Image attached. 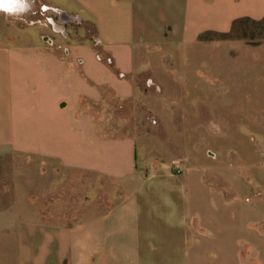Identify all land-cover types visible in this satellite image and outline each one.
Masks as SVG:
<instances>
[{"label": "crops", "instance_id": "obj_1", "mask_svg": "<svg viewBox=\"0 0 264 264\" xmlns=\"http://www.w3.org/2000/svg\"><path fill=\"white\" fill-rule=\"evenodd\" d=\"M28 3L22 26L0 11V264H264V135L217 152L203 142L238 136L200 127L229 109L264 130V41L231 35L264 0ZM178 123L165 171L140 165L137 126Z\"/></svg>", "mask_w": 264, "mask_h": 264}, {"label": "rangeland", "instance_id": "obj_2", "mask_svg": "<svg viewBox=\"0 0 264 264\" xmlns=\"http://www.w3.org/2000/svg\"><path fill=\"white\" fill-rule=\"evenodd\" d=\"M26 14L25 17H29L31 18L32 15ZM38 15V16H37ZM34 15V17H38L39 19H43L44 16L42 17L41 15L37 14ZM47 15V14H46ZM14 21L18 23V25L22 26L25 25L27 23V21H23L20 20L19 18L16 19V16H13ZM11 16L9 17V19H13ZM27 18V19H29ZM36 18V19H38ZM26 19V18H25ZM26 19V20H27ZM262 24H263V28L260 29L259 31L255 30V23L252 21H247V22H242V23H238L236 25L235 30H233L232 34L233 35H238V36H242L245 35L246 40H248L250 37L253 36V40H256L257 43L264 41V20H262ZM32 28L31 26H26V27H22L20 29L21 34H25L24 32L29 33L30 35H32ZM67 29H70L71 34H68L70 36L72 35H77V24H70L69 27ZM2 30H0L1 32ZM8 31V30H7ZM24 31V32H23ZM91 32V30H89ZM2 34V33H1ZM22 34V35H23ZM264 62V61H263ZM203 66L205 65V69L207 71L206 74H204L202 80L204 81V85L209 87L207 92L204 93V96L206 98L207 101H210L211 103L214 102L215 99V93L213 90V87L218 85V81L215 80L209 73L208 71L211 70V67L209 66V61L205 60L204 62H202ZM264 65V63L262 64ZM255 70L258 71V65H256ZM261 69V68H260ZM254 70V72H255ZM247 71V70H245ZM193 77V76H192ZM254 80V84H258L261 85V81L262 78L260 76L259 73H254V77H252ZM196 77L191 78V81L193 82V80H196ZM201 79V78H200ZM140 78L137 79V81L140 82ZM222 85H224V83H222ZM257 86V85H256ZM219 95V94H218ZM221 102L222 105L224 104L225 106L229 107V106H238L239 108H241L242 106H244V103H248L247 107L249 106V103L255 102V99L257 97L258 94H240L237 97H235V99H231L229 96H227L228 94H221ZM187 97L191 98V94H186ZM234 97V96H232ZM255 97V98H253ZM192 100V99H190ZM236 106V107H237ZM145 111V109H143ZM141 111V110H140ZM196 111V110H194ZM229 109H226L225 112H227V119L228 121L232 120V122H230V124H223L222 122H219V118L216 117L213 113L212 109H207V108H202L200 109L201 112V119H202V123H201V128L205 129V132L207 131V133H216V134H222V135H227L228 133H231L232 135H237L238 136V140L237 142L234 141H230V140H222L221 144L215 145L213 144L212 141H206L203 143H206L205 145H210V147L217 151L221 150L222 152H226L228 150H230L232 148L233 144L238 143L237 147L239 148V150L242 149H249L250 147H255V141L259 140V137L261 135H264V130L262 131L260 129V126L257 125H251V124H246L244 122V119L242 116L238 115V116H232L229 112ZM134 111L132 108H127L125 111H123V113H125V115H130L132 114ZM139 112V110L137 111ZM177 121H179V119H177ZM193 127V126H192ZM194 127H198V126H194ZM106 128V132H109L110 135H113L114 133H116L117 129L114 128V126L112 124H109L107 126H105ZM188 128V126H186V129ZM138 130H142V131H151V141L149 142V144L147 146L143 145L142 143H140L138 141L137 143V157H138V162L141 165L143 163V161L145 160H155L156 162V167H160L161 170H164L167 168L168 162L166 160V158L169 154L171 153H176L178 150L173 148V146L168 145L167 143V139L171 138L172 136H177L180 135V133H184L185 132V126H183V124H175V125H162V124H142V125H138L137 126ZM125 133L129 130V128L127 127L125 129ZM193 132V131H192ZM241 140V141H240ZM197 142H195L196 144ZM241 146V149H240ZM244 147V148H243ZM243 151V150H242ZM227 161L232 160L230 158H224ZM223 160V157H222ZM155 168H148V173L153 174V172ZM76 176H78L79 178L81 177L80 174H75ZM62 179H66V177L64 176Z\"/></svg>", "mask_w": 264, "mask_h": 264}, {"label": "clouds", "instance_id": "obj_3", "mask_svg": "<svg viewBox=\"0 0 264 264\" xmlns=\"http://www.w3.org/2000/svg\"><path fill=\"white\" fill-rule=\"evenodd\" d=\"M29 7L28 0H0V11L9 16H20Z\"/></svg>", "mask_w": 264, "mask_h": 264}, {"label": "trees", "instance_id": "obj_4", "mask_svg": "<svg viewBox=\"0 0 264 264\" xmlns=\"http://www.w3.org/2000/svg\"><path fill=\"white\" fill-rule=\"evenodd\" d=\"M247 21H251V20H248V19H242V20H240V22H238V23L247 22ZM252 22H254V23L256 24V25H255V30H256V31H259L260 29L263 28L262 21H252ZM238 23H237V24H238ZM235 28H236V24H235V27H234L233 30H235ZM232 32H233V31H232ZM231 35H233V34H231ZM241 37L245 38V35H242ZM245 39H246V38H245ZM247 41H248L249 43H253V44L257 43L256 40H253V36L250 37Z\"/></svg>", "mask_w": 264, "mask_h": 264}]
</instances>
